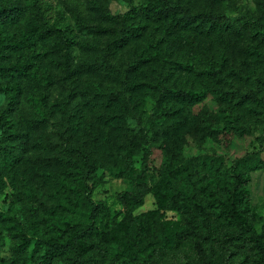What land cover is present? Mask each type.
Instances as JSON below:
<instances>
[{"label": "rangeland", "instance_id": "rangeland-1", "mask_svg": "<svg viewBox=\"0 0 264 264\" xmlns=\"http://www.w3.org/2000/svg\"><path fill=\"white\" fill-rule=\"evenodd\" d=\"M24 1L32 7L28 19L0 35V259L17 256L14 248L21 245L20 264H47L44 239L65 240L58 229L64 219L80 229L90 226L91 202H98L96 226H90L96 257L117 246L132 264H203L195 241L181 235L183 218L168 206L163 179L187 159L206 154L230 160L252 154L262 163L251 172L249 189L261 215L255 229L264 234V47L254 54L255 43L243 38L238 51L253 54L240 56L245 61L228 56V71L243 74L208 83L205 97L194 103L177 94L192 81L178 72L170 76L172 65L133 68L145 41L118 46L122 17L143 0ZM214 8L241 26L264 23V0L194 5L197 12ZM29 21L58 30L57 42H32ZM221 84L222 96L214 90ZM241 89L252 96L244 106ZM70 144L99 157L100 165L81 170L66 150ZM128 153L133 169L122 157ZM67 159L77 164L65 166ZM126 192L146 225L152 262L134 260L137 229L120 199ZM21 233L32 237L26 247ZM203 247L213 264H262L244 241L220 239ZM50 264L74 262L61 253Z\"/></svg>", "mask_w": 264, "mask_h": 264}, {"label": "trees", "instance_id": "trees-1", "mask_svg": "<svg viewBox=\"0 0 264 264\" xmlns=\"http://www.w3.org/2000/svg\"><path fill=\"white\" fill-rule=\"evenodd\" d=\"M196 1L199 0H143L140 4L132 6L122 17L125 29L118 43V46H127L134 41H145L143 52L135 60L133 68L139 70L150 63L172 65L170 76L178 72L179 76L192 81L188 89H179L177 94L185 101L194 103L205 97L203 94L207 92L209 84H220L228 77L243 74L239 72L235 75L236 70L228 71V56L245 61L242 57L247 59L253 54L245 56L238 51L236 46L243 38L255 43L251 45L254 46V54L264 47L262 21H247L241 26L215 8L195 11ZM211 1L218 3V0ZM31 10L32 7L24 0H0V35L7 32L10 26H20L28 19ZM26 30L31 34L32 42L39 39L44 42H57L59 38L58 30L43 28L32 21H29ZM154 35L156 36L153 37ZM103 60L106 66H111L107 59ZM153 69L158 72L159 77L163 76L158 66ZM247 73L249 75L245 78H251V72ZM214 90L221 96L226 94L223 84ZM239 94V105L244 106L252 101L251 92L241 89ZM66 150L77 156L81 170L88 169L91 172L101 163L99 157L91 156L86 148L76 144H70ZM122 157L128 169H133L132 154L128 153ZM76 164L71 159L64 162L65 166L70 167ZM261 168L262 163L252 159V154L235 160L206 154L187 159L172 175L163 179L167 191L170 192L168 206L178 211L183 218L181 235L185 239L195 241V248L203 264H213L209 261L203 245L220 239L250 244L264 264V234L255 229L261 215L257 206L251 203L249 189L251 172ZM128 195V192L122 193L120 199L125 207L127 219L134 223L137 229L134 260L152 262L155 252L148 251L144 242L146 225L141 216L133 213L132 198ZM91 204L88 222L90 226H96V212L100 209V203ZM160 206L164 208V203L161 202ZM78 226L73 220L64 219L58 229L66 239H44L47 246V264L61 253H70L74 264H132L127 251L123 252V249L117 246L111 254L104 252L100 257L93 255L92 227L80 229ZM19 231L21 232V229ZM33 234V237H37L36 233ZM20 237L25 242V247L32 240V237H27L24 233H21ZM22 248L21 245L16 246L14 253L17 256L1 258L0 263L20 264L18 255ZM100 249L104 248L100 246Z\"/></svg>", "mask_w": 264, "mask_h": 264}]
</instances>
